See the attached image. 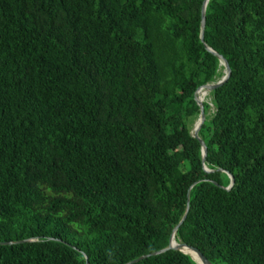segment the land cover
I'll use <instances>...</instances> for the list:
<instances>
[{"label":"trees","instance_id":"obj_1","mask_svg":"<svg viewBox=\"0 0 264 264\" xmlns=\"http://www.w3.org/2000/svg\"><path fill=\"white\" fill-rule=\"evenodd\" d=\"M203 1L0 0V264H125L168 245L187 199L177 242L264 264V0L205 8L231 68L203 104L210 173L190 131L224 74Z\"/></svg>","mask_w":264,"mask_h":264},{"label":"water","instance_id":"obj_2","mask_svg":"<svg viewBox=\"0 0 264 264\" xmlns=\"http://www.w3.org/2000/svg\"><path fill=\"white\" fill-rule=\"evenodd\" d=\"M208 1L209 0H204L203 3H202V7H201L200 40L203 42L205 48L210 53H212L213 55H215L219 59L220 65L223 66V72H224V74L216 82L205 83L203 85H200L198 88H206V89H210L211 91H213V90L217 89L218 87L222 86L226 82V80L230 76L231 68H230V65H229L228 60L223 55L219 54L214 49H212L210 46H208L205 43V41H204L205 8H206V5H207ZM199 117L201 119H203L205 117V111H204V106L203 105H201V112H200V116ZM197 119L199 120L198 117H197ZM198 141H200V140L198 139ZM200 145H201V154H202L203 169L206 172H208V173L213 172L214 170H208V169H206V167L204 165L205 159H206V155H207V149H206L207 147H206V144L202 140V141H200ZM216 170L217 171H224L225 173H227V175L230 178V183L225 188L226 189H230L233 186V184H234V177H233V175L231 173H229L228 171L223 170L221 168H217ZM212 182L215 183V184H217L213 180H212ZM192 187H193V185L190 186V188L188 190V195H189V191L191 190ZM188 209H189V199H187V206H186L185 213L183 214V216H182L181 220L178 222V224L173 228L172 233H171V236L169 238V243H168V245L166 247H164L162 249H159V250H156V251H152V252L147 253V254H144V255H141V256H139V257H137V258H135V259H133L131 261L126 262L125 264H132V263L138 262L139 260L144 259V258H146L148 256L160 254V253L166 252L168 250H178V251H180V252H182L184 254H187L194 261H196L197 264H213L197 247L188 245V244L183 243V242H177L176 239H175L176 231L179 228V226L181 225V223L184 221V219H185V217L187 215ZM25 241L28 242V241H31V239L17 240V241H7V242L5 241V242H1V244H12V243L25 242ZM193 253L195 255H193ZM195 256L197 257L198 260L194 258ZM84 257H85V259H87V256H84ZM86 264H89L88 261H86Z\"/></svg>","mask_w":264,"mask_h":264},{"label":"bare ground","instance_id":"obj_3","mask_svg":"<svg viewBox=\"0 0 264 264\" xmlns=\"http://www.w3.org/2000/svg\"><path fill=\"white\" fill-rule=\"evenodd\" d=\"M201 90H203L204 95H205L206 92L208 91V93L205 95L206 97H208V96L210 95V92H211L210 89H206V88H198V89L196 90V92H195V94H194V98H195V100L197 101V103H198V105H199V107H200V110H199V113H198V118H199V120L197 119V120L193 123V125H192V127H191V130H190L191 133H192V135H193L194 137H196L197 139H199L200 141H202L203 138L199 135V130H200L201 126L203 125V123L206 121V113H205V117H204L203 119H201V118L199 117V116H200V112H201V105H203L204 102H206L205 99H203V98L201 97ZM200 141H199V142H200ZM203 141H204V140H203ZM204 165H205L206 169L211 170V168H209L208 165L206 164V160H205ZM193 255H195V254L193 253ZM194 258L197 259L196 256H195ZM197 260H198V259H197Z\"/></svg>","mask_w":264,"mask_h":264},{"label":"rangeland","instance_id":"obj_4","mask_svg":"<svg viewBox=\"0 0 264 264\" xmlns=\"http://www.w3.org/2000/svg\"><path fill=\"white\" fill-rule=\"evenodd\" d=\"M208 93V91L206 92V94ZM205 94V95H206ZM211 100H212V97H211V94L205 99V101L206 102H211ZM212 113V109H209L208 110V114H211ZM194 123V122H193ZM193 125V124H192ZM192 125H191V127H192Z\"/></svg>","mask_w":264,"mask_h":264}]
</instances>
